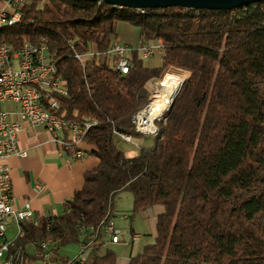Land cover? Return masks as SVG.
<instances>
[{
	"label": "trees",
	"instance_id": "1",
	"mask_svg": "<svg viewBox=\"0 0 264 264\" xmlns=\"http://www.w3.org/2000/svg\"><path fill=\"white\" fill-rule=\"evenodd\" d=\"M20 13V23L0 31V44L46 42L68 89L59 114L82 127L87 118L96 121L76 138L94 148L85 156L99 164L85 173L62 214L22 224L25 236L11 254L26 259L33 246L35 264L48 252L53 264H118L105 230L116 217L115 198L129 192L131 222L155 207L162 212L154 241L127 264H264V2L233 10H136L32 0ZM123 23L139 30L142 46L161 47L159 66H147L132 48L126 76L110 68L108 50ZM172 68L190 76L167 122H156L158 135L145 136L132 119L148 105V82ZM120 134L143 139L141 148ZM64 135L67 140L69 129ZM76 150L72 145L73 155ZM69 246L82 251L63 256Z\"/></svg>",
	"mask_w": 264,
	"mask_h": 264
},
{
	"label": "built area",
	"instance_id": "2",
	"mask_svg": "<svg viewBox=\"0 0 264 264\" xmlns=\"http://www.w3.org/2000/svg\"><path fill=\"white\" fill-rule=\"evenodd\" d=\"M26 0H0V25H9L11 21L22 20L20 8ZM141 58L151 59L156 53L160 54L159 45H146L138 48ZM132 48L120 42L112 43L108 50L111 57L110 68L121 76H126L133 67L130 58ZM93 50L86 55H77L84 59L96 54ZM162 89V80H150L148 105L132 119L135 130L145 136H157V126L152 133L143 131V116L154 103ZM66 83L57 74V69L50 62L48 46L45 41L41 44L26 42L18 48L9 44H0V264H6L8 245H16L25 231L23 223L38 225L40 219L36 216L31 204L27 202L22 208L13 205L11 168L8 160L11 157H26L27 153L20 148L19 135L25 123L31 127H43L54 135L60 148L71 149L75 144L76 157L85 156L82 143L76 137L85 134L96 121L85 119L84 126L69 123L61 114L59 98L67 97ZM160 121V120H158ZM69 129L72 139H65L62 135ZM120 137L136 149L140 144H132V136L120 134ZM14 227V235L9 236V229ZM105 233L112 243H119L124 232L110 224ZM141 235L133 234L131 243H138ZM50 244H42L44 251H49ZM52 253L48 252L42 264H53ZM24 254L20 253V264L24 263Z\"/></svg>",
	"mask_w": 264,
	"mask_h": 264
},
{
	"label": "crops",
	"instance_id": "3",
	"mask_svg": "<svg viewBox=\"0 0 264 264\" xmlns=\"http://www.w3.org/2000/svg\"><path fill=\"white\" fill-rule=\"evenodd\" d=\"M125 24H120L119 30L121 26H125V31L130 32L132 30V32L137 33L140 44L137 46L126 36L122 38L120 32L118 42L131 48H141L142 42L139 30L129 24L127 25L131 27H126ZM158 56L161 60L160 54ZM62 136L65 137L64 133ZM68 138L72 139V136ZM19 140L20 148L27 153V156L11 157L8 160L11 168L13 205L22 208L29 202L39 219L62 214L66 202L72 199L78 190L82 189L85 182V173L96 168L99 160L95 156L76 158L70 149L60 148L54 139V135L43 127L34 128L25 123L23 130L20 132ZM79 148L84 151L94 149L84 142L79 145ZM153 210L152 218L153 223L156 225L157 215L162 212V209L153 208ZM123 218L127 219L128 216L125 215ZM111 224L116 227V218L113 219ZM14 230V227L9 229L10 237L14 235ZM133 234L139 233L133 232L131 236ZM151 237L153 242L155 230ZM121 242L130 243L132 246L135 244L131 243V237H123ZM80 250L82 251L81 248ZM31 254L27 255L25 252V264H35L34 261L29 259ZM132 255L135 254L131 252L129 256H122V258H119L118 264H127Z\"/></svg>",
	"mask_w": 264,
	"mask_h": 264
},
{
	"label": "rangeland",
	"instance_id": "4",
	"mask_svg": "<svg viewBox=\"0 0 264 264\" xmlns=\"http://www.w3.org/2000/svg\"><path fill=\"white\" fill-rule=\"evenodd\" d=\"M32 0H26L27 3H30ZM127 25V24H125ZM123 27V28H122ZM125 26H121L119 32L122 38L128 37L129 40L133 41L137 46L139 43V36L137 33L125 31ZM126 27H131L127 25ZM133 44V43H132ZM134 46V45H132ZM159 53H156L154 56L151 57V59L146 61V65L150 67H157L160 65L159 60ZM163 79V77H162ZM161 79V80H162ZM149 137V136H148ZM146 140H149L151 138H148ZM139 141H143V139H138ZM125 148L128 147V145L124 146ZM133 206V198L132 195L129 192H123L119 194L115 198V209H116V228L121 229L124 232V238L131 237V234L139 233L142 236L141 241L138 243H135L133 246L130 245V243L120 242L119 244H113L109 238H107L106 247L114 250L119 258H122V256H129L131 252L134 254L141 252L145 245L152 242L151 234L155 230V224L153 223L152 215L154 214V210H150L146 215L144 216H137L132 222L129 218L125 219L123 216H129L130 212L132 210ZM161 207H155L154 209H157ZM151 241V242H150ZM35 252L33 246H28L26 254L29 255L31 253ZM81 250L78 246H69L64 249H62V255L69 257L71 259L76 258L80 254ZM58 264V263H55Z\"/></svg>",
	"mask_w": 264,
	"mask_h": 264
},
{
	"label": "bare ground",
	"instance_id": "5",
	"mask_svg": "<svg viewBox=\"0 0 264 264\" xmlns=\"http://www.w3.org/2000/svg\"><path fill=\"white\" fill-rule=\"evenodd\" d=\"M19 21H11L10 26L17 25ZM9 25H0V31ZM77 57V56H76ZM189 72L172 68L170 69L162 79V89L160 91L158 99L152 103V105L147 109L143 116V126L142 129L146 133H152L156 127V122L158 120L166 123V119L174 99L180 92L185 80L188 78ZM147 90L150 93V81L147 84ZM140 111L136 114L139 115ZM135 117V116H134ZM159 129L157 128V135ZM132 144H140L138 139L132 136ZM25 233L20 237H24ZM51 241H45L42 244H50ZM15 245H8L6 252V264H20V253L17 255L11 254V249Z\"/></svg>",
	"mask_w": 264,
	"mask_h": 264
},
{
	"label": "water",
	"instance_id": "6",
	"mask_svg": "<svg viewBox=\"0 0 264 264\" xmlns=\"http://www.w3.org/2000/svg\"><path fill=\"white\" fill-rule=\"evenodd\" d=\"M91 1L104 2L118 7H129L136 10L166 9L171 7H181L190 10H233L239 7H244V6H249L252 4L264 2V0H91ZM170 113L171 111L169 110L166 122L170 116Z\"/></svg>",
	"mask_w": 264,
	"mask_h": 264
}]
</instances>
